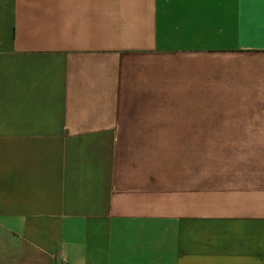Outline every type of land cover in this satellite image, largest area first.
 <instances>
[{"label":"crops","instance_id":"obj_1","mask_svg":"<svg viewBox=\"0 0 264 264\" xmlns=\"http://www.w3.org/2000/svg\"><path fill=\"white\" fill-rule=\"evenodd\" d=\"M0 264H264V0H0Z\"/></svg>","mask_w":264,"mask_h":264}]
</instances>
